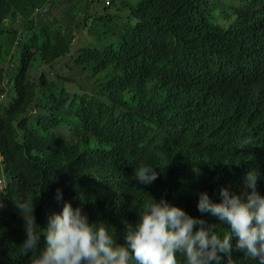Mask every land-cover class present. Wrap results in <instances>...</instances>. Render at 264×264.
<instances>
[{
    "label": "trees",
    "instance_id": "1",
    "mask_svg": "<svg viewBox=\"0 0 264 264\" xmlns=\"http://www.w3.org/2000/svg\"><path fill=\"white\" fill-rule=\"evenodd\" d=\"M253 169L264 194V0H0V264H35L17 203L44 228L67 200L123 243L149 195L219 224L198 193Z\"/></svg>",
    "mask_w": 264,
    "mask_h": 264
},
{
    "label": "clouds",
    "instance_id": "2",
    "mask_svg": "<svg viewBox=\"0 0 264 264\" xmlns=\"http://www.w3.org/2000/svg\"><path fill=\"white\" fill-rule=\"evenodd\" d=\"M157 169L142 161L130 179L150 184ZM256 178L257 172L249 170L244 181L248 190L240 193L221 186L216 201L206 191L198 193V212L216 217L220 223L215 225L170 204L163 196L154 199L149 195L138 210L132 204L136 219L125 224L123 243L117 242L111 226L89 220L80 207L67 200L59 212L48 216L44 228L35 223L33 199L22 214L17 203L25 232L21 243L24 252L34 254L35 264H224L221 254L228 259L234 249L253 264H264V194L256 190ZM54 197L62 199L59 188ZM225 224L227 228L218 231L217 226ZM233 237L234 244L230 242Z\"/></svg>",
    "mask_w": 264,
    "mask_h": 264
}]
</instances>
